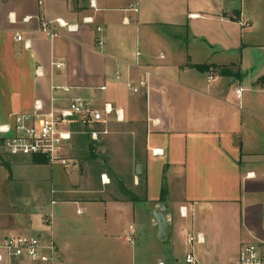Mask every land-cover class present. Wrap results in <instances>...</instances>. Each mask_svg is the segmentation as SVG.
Instances as JSON below:
<instances>
[{
	"label": "crops",
	"instance_id": "0c3cea01",
	"mask_svg": "<svg viewBox=\"0 0 264 264\" xmlns=\"http://www.w3.org/2000/svg\"><path fill=\"white\" fill-rule=\"evenodd\" d=\"M91 1L0 0V127L75 97L95 108L110 103L124 111V121L113 116L112 141L97 147L112 158L121 146L127 169L135 170V193L110 194L105 185L77 189L76 160L60 181L53 167L14 156L13 166L51 169L52 208L43 219L49 226L38 237L55 242L57 264H184L188 236L199 235L200 264H232L244 246L264 243V0H95V8ZM85 18L94 23L83 24ZM58 19L79 31L53 25L62 36L40 33ZM139 80L147 87L134 95L127 82ZM83 127L84 134L102 129L89 118ZM6 156L0 146V166L10 163ZM95 193L102 196L90 198ZM163 203L166 242L150 218ZM116 205L122 208L114 215ZM14 218L0 215V244L25 230Z\"/></svg>",
	"mask_w": 264,
	"mask_h": 264
},
{
	"label": "built area",
	"instance_id": "2783aa9c",
	"mask_svg": "<svg viewBox=\"0 0 264 264\" xmlns=\"http://www.w3.org/2000/svg\"><path fill=\"white\" fill-rule=\"evenodd\" d=\"M42 2H40V5ZM91 7L95 8V0L91 1ZM131 10L138 12V7H131ZM10 19L14 22L13 15ZM29 21V18L26 19ZM92 18L83 19V24H93ZM57 26L60 30L68 33L79 31V25H72L63 20H56L52 23H43L40 33L50 39L62 36V32L52 28ZM98 28V32H101ZM18 41H22L21 35L17 36ZM99 46L103 41L98 42ZM137 56H140L137 53ZM161 59L164 56L161 55ZM56 68H62L63 63H53ZM120 80L121 76L116 75ZM210 84L214 81V76L209 77ZM147 87L146 80L138 82L128 81L127 88L129 91L138 95ZM65 92H70V88H65ZM102 93L107 91V87L100 88ZM244 90L239 88L236 91L237 98L242 99ZM41 106H36V111L40 112ZM115 116L117 122L124 121V111L115 108L110 103H104L102 108H95L90 102L83 97H75L65 106L52 108L46 114L20 115L16 116L13 125L0 127V141L3 151L10 156L16 157H44L51 166H60L63 168H72L75 166V160L70 155V147L74 137L84 134L85 131H79L76 126H83L85 120L89 118L93 124L102 127L101 130L87 131L93 141H99L101 136L110 135L111 118ZM104 184H109L105 176L102 177ZM185 208L181 209V214ZM132 229V227H131ZM126 239L133 241L132 235L127 234ZM203 242L199 235L188 236L186 240L187 252L184 256V264H200L196 254V244ZM59 260L58 247L54 241L45 243L40 237L27 236L12 233L8 235L0 244V262L7 261V264H25L26 261L32 264H57ZM159 264H166L162 261ZM232 264H264V243L249 244L242 248L237 259Z\"/></svg>",
	"mask_w": 264,
	"mask_h": 264
},
{
	"label": "rangeland",
	"instance_id": "374dc122",
	"mask_svg": "<svg viewBox=\"0 0 264 264\" xmlns=\"http://www.w3.org/2000/svg\"><path fill=\"white\" fill-rule=\"evenodd\" d=\"M83 128L84 127L81 125L76 126V129L79 131H83ZM77 138V143L73 145V149L71 150V156L77 162L76 169L79 176L82 178L79 182L72 183L75 184L77 189L92 191L98 190L99 187L105 185V187H108L107 191L110 194H119L122 191L121 188H125L132 193L136 192L132 183L135 170L127 169L129 163L128 156L127 153L121 152V146L115 148L112 158L104 156L101 148L97 147L102 145L103 147L108 146L109 142L112 141V136L101 137L100 142L93 141L87 134H82ZM118 138H121L120 133L116 134V141ZM91 147L96 149V159L91 158ZM7 159L10 163H5V165L0 166V215L3 213L8 214L12 219L15 217L14 219L16 222L18 221V223H22L25 230L18 232L19 234L38 237L39 232H42V230L49 226V224L45 223L47 219L44 221L43 219L46 214H50L52 208L51 188L53 183L50 167L54 168L55 176L60 181L66 179V173L63 171V167L51 166L49 164L46 165L50 167L43 169L32 166L20 168L12 165V161L15 159L14 156H8ZM22 164L29 165L31 164V161L28 159L25 163H21V165ZM64 169L67 170L71 168ZM101 172H104L109 176L108 180H110L109 182H111V185L110 183L106 185L102 182ZM165 185L167 186V184ZM165 185L163 190H165ZM140 189L144 190V185L141 186ZM141 190H139V193L143 194L144 191L141 192ZM170 190L172 189L170 188ZM98 194L95 193L89 196L90 198L102 196V193ZM85 196H88V194ZM3 205L7 208V211L5 210V212L1 209ZM102 208L105 209V207ZM121 208L122 207L119 205L113 207V214H118L121 211ZM10 209L12 211H10ZM30 214L31 217H28ZM153 216L154 213L152 212L150 218ZM126 221L127 219L123 215L120 219L118 218L117 224L122 228ZM45 235L46 233L43 235V242L47 241Z\"/></svg>",
	"mask_w": 264,
	"mask_h": 264
},
{
	"label": "water",
	"instance_id": "95a60500",
	"mask_svg": "<svg viewBox=\"0 0 264 264\" xmlns=\"http://www.w3.org/2000/svg\"><path fill=\"white\" fill-rule=\"evenodd\" d=\"M138 173H141L140 167L138 168ZM165 190H167V186L165 185ZM167 204L163 203L159 211L154 212V218L157 222L158 230H159V239L162 242H166L170 237V225L167 218Z\"/></svg>",
	"mask_w": 264,
	"mask_h": 264
},
{
	"label": "trees",
	"instance_id": "16d2710c",
	"mask_svg": "<svg viewBox=\"0 0 264 264\" xmlns=\"http://www.w3.org/2000/svg\"><path fill=\"white\" fill-rule=\"evenodd\" d=\"M89 122H90L89 120L86 121L87 124H89ZM0 146H1V141H0ZM94 155L95 154L92 153V157H94ZM32 162L34 164H37V165H46V164H48L47 160L44 157H40V156L32 157ZM121 190H122L121 191L122 193L126 192L125 188H123V189L121 188ZM162 201H164V199Z\"/></svg>",
	"mask_w": 264,
	"mask_h": 264
}]
</instances>
